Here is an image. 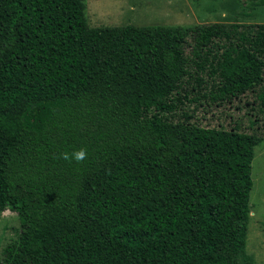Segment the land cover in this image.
I'll return each instance as SVG.
<instances>
[{"label": "trees", "instance_id": "trees-1", "mask_svg": "<svg viewBox=\"0 0 264 264\" xmlns=\"http://www.w3.org/2000/svg\"><path fill=\"white\" fill-rule=\"evenodd\" d=\"M190 67L220 99L261 86L264 25L89 27L83 0H0V213L19 225L0 264H255L257 138L173 118Z\"/></svg>", "mask_w": 264, "mask_h": 264}, {"label": "rangeland", "instance_id": "rangeland-1", "mask_svg": "<svg viewBox=\"0 0 264 264\" xmlns=\"http://www.w3.org/2000/svg\"><path fill=\"white\" fill-rule=\"evenodd\" d=\"M89 27L141 25L192 26L203 23L264 25V4L259 0H83ZM176 99L173 118L184 117L207 127L235 129L254 135L248 193L245 251L255 264H264V71L262 85L215 97L207 70L190 67ZM186 114V115H184ZM19 232L16 213H0V258L3 247Z\"/></svg>", "mask_w": 264, "mask_h": 264}, {"label": "clouds", "instance_id": "clouds-1", "mask_svg": "<svg viewBox=\"0 0 264 264\" xmlns=\"http://www.w3.org/2000/svg\"><path fill=\"white\" fill-rule=\"evenodd\" d=\"M63 158L66 160L74 159L76 162H82L87 158V151L86 149L81 148L80 150L74 152L69 156V154L65 153Z\"/></svg>", "mask_w": 264, "mask_h": 264}]
</instances>
